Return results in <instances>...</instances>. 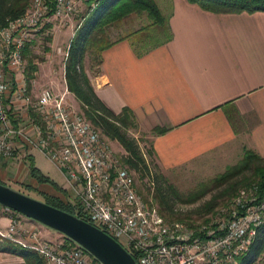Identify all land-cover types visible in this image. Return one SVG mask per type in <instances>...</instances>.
Here are the masks:
<instances>
[{
    "label": "crops",
    "instance_id": "0c3cea01",
    "mask_svg": "<svg viewBox=\"0 0 264 264\" xmlns=\"http://www.w3.org/2000/svg\"><path fill=\"white\" fill-rule=\"evenodd\" d=\"M168 2L163 9L157 6L167 20L169 41L140 56L127 39L105 49L92 79L96 95L115 114L131 110L142 132L167 130L151 136L155 161L165 176L177 170H223L237 164L245 151L264 158V12L216 14L186 0ZM56 21L51 18L53 31ZM37 35L29 43L36 44ZM25 69L14 78L6 74L15 83L24 79L32 105L12 103L13 89L4 101L14 124L33 135V124L40 123L33 104L44 89L57 93V82L51 68L41 65L28 82ZM64 84L57 94L79 105L65 78ZM15 144V156L0 161L1 184L58 198L61 191L68 193L57 166L25 140ZM31 164L55 185L32 177ZM0 264L25 263L0 253Z\"/></svg>",
    "mask_w": 264,
    "mask_h": 264
},
{
    "label": "built area",
    "instance_id": "2783aa9c",
    "mask_svg": "<svg viewBox=\"0 0 264 264\" xmlns=\"http://www.w3.org/2000/svg\"><path fill=\"white\" fill-rule=\"evenodd\" d=\"M87 1L94 7L99 0ZM76 10L75 0H31L23 16L0 29V161L15 156L16 139L39 150L63 174L74 216L117 241L137 264L234 263L248 252L257 228L264 225V198L258 199L255 188L239 191L209 224L190 228L166 221L144 201L108 141L67 105L64 95L51 89L41 92L33 104L40 119L33 124V135L14 124L6 94L13 89L12 103L23 107L32 102L24 79L15 83L6 72L13 78L23 74V50L33 36L44 32L51 18L65 20ZM1 219L8 224L0 228V239L37 253L44 264H100L64 237L59 242L43 239L37 223L0 205Z\"/></svg>",
    "mask_w": 264,
    "mask_h": 264
},
{
    "label": "trees",
    "instance_id": "16d2710c",
    "mask_svg": "<svg viewBox=\"0 0 264 264\" xmlns=\"http://www.w3.org/2000/svg\"><path fill=\"white\" fill-rule=\"evenodd\" d=\"M30 1L0 0V29L7 27L10 22L23 16L30 6ZM186 1L216 14L264 12V0ZM89 5V14L76 29L66 52L64 78L67 90L74 95L83 117L104 138L117 142L123 149L124 155L120 157L122 165L130 173L134 172L138 175L140 180L145 181L147 194L156 202L160 215L169 222H183L174 208L175 204H194L201 200L212 188L223 187V190L196 209L194 213L198 216L211 213L220 199H230L231 197L234 199L240 191H237L240 187L255 188L258 199H263L264 158L251 151H245L235 166L228 168L223 174L214 178L208 183L209 186H200L199 189L186 195H179L166 183L165 177L155 161L152 141L149 143L148 150H145V148L140 147L138 140L130 136L129 131L137 129V122L133 113L128 108H123L120 113L115 114L106 107L96 95L93 85L85 72L84 60L87 54L95 55L99 67L101 64V53L122 39L130 41L136 55L146 54L153 48L169 41L171 34L167 20L162 15L155 0H99L96 6ZM51 14L52 12L48 16ZM133 16L147 23L135 31L118 37L114 41L107 37L108 29L119 26ZM160 35H162V38H160ZM45 40L50 42L51 37H47ZM34 47L35 43H28L23 50V59L26 61L28 59V82L32 73L36 70L32 53ZM166 131L165 129L156 128L152 130L150 135L153 137ZM248 171H252L250 176L245 175ZM30 174L37 181L55 185L32 164L30 165ZM252 182L253 184H251ZM236 191L237 193L235 194ZM61 193L62 195L64 194L63 191ZM61 196L58 198L43 194V202L68 214L76 215L75 207L69 201L63 200ZM210 221L211 219H207L202 221L201 224L207 225ZM183 223L190 228L197 226L193 221H185ZM263 251L264 225L257 228L256 236L248 252L238 257L232 264H253L255 257L259 256ZM0 253L19 257L25 264H44V261L37 253L23 249L8 240H0Z\"/></svg>",
    "mask_w": 264,
    "mask_h": 264
},
{
    "label": "rangeland",
    "instance_id": "374dc122",
    "mask_svg": "<svg viewBox=\"0 0 264 264\" xmlns=\"http://www.w3.org/2000/svg\"><path fill=\"white\" fill-rule=\"evenodd\" d=\"M75 1L77 8L76 12L65 20H57L55 22L56 25L55 31L52 30L51 27L52 23H49L47 25V29L44 32L38 33L37 36H39V38L37 41H35L36 44L35 47L33 48L34 50L33 62L35 64L36 69L38 65L51 68V70L53 71V77L57 82V89H56L57 93L64 91V87H65L64 76H63L64 62L66 59V52L68 50L69 44L76 32V26L85 16V12L90 11V7L88 8L89 4H86L88 3L87 0H75ZM155 2L156 4L160 5L162 9L164 7L163 4H170L168 0H155ZM146 23L147 22L145 21L143 22L140 18L133 16L130 20L125 21L119 26H115L113 28L108 29L107 37L111 41H114L122 35H126L129 32L139 29L143 24ZM47 37H51L50 42H47L45 40ZM160 38H162V35H160ZM95 58H96L95 55L92 56V54H87L84 60V69L91 83L93 77L98 72L97 59ZM27 62L28 59L27 61L25 60L24 63L26 64L25 74L28 72ZM65 101L71 109L82 114L79 109V105L74 104V102L70 97L69 99L65 97ZM129 134L130 136L138 140L140 147H142L143 149L145 148V150H148L149 143L152 141L151 135L149 133L142 132L137 127L135 131L130 130ZM105 139L110 144L114 154H116L119 158L124 155L123 149L118 145L117 142L109 141L107 138ZM44 164L47 165L51 170H53V172L56 171L57 174H60L59 170L53 164L49 163L48 160L44 161ZM230 167L232 166H229L223 170H210V169L177 170L171 172L166 176L164 175V177L166 183L179 195H186L191 191L199 189L200 186H209L208 184L209 182H211L217 176L223 174ZM251 173L252 171H248L245 175L250 176ZM131 174L134 178L137 191L140 193L144 201L150 203L155 208H157L156 202H154L153 198L147 194L145 188V181L140 180L138 178V175H136L134 172H131ZM53 177H55V175ZM55 178L58 179L57 177ZM251 184H253V182ZM6 186L22 194H25L31 198L43 202L44 193L40 190H32L27 188L26 186L19 184H12V185L6 184ZM244 188L246 187H240L237 189V191L244 190ZM212 189L201 200L197 201L194 204H182V203L175 204L174 208L176 209L177 214H179V217H181L183 222L193 221L194 224H200L204 220L212 219V217H215L221 214L222 212H224L226 208L229 206V204L232 202V200H234L233 197H231L230 199L227 198L220 199L217 201V205L215 206V208L211 213L205 214L203 216H198L197 214L194 213L196 209L199 208L201 205H203L205 202L209 201L212 197L220 194L221 190H223V187L216 188L213 190ZM248 189L250 188H246L245 190ZM237 191L235 192V194L237 193ZM61 198L65 201H69L68 193L64 192ZM7 224H8L7 220L5 219L0 220L1 229H5ZM26 226L28 228H31V225L28 223H26ZM37 228L40 231V234L42 235L43 239L53 242H59L61 240L62 235L58 234L57 232L50 230L40 224L37 225ZM253 264H264V251L259 256L255 257V259L253 260Z\"/></svg>",
    "mask_w": 264,
    "mask_h": 264
},
{
    "label": "water",
    "instance_id": "95a60500",
    "mask_svg": "<svg viewBox=\"0 0 264 264\" xmlns=\"http://www.w3.org/2000/svg\"><path fill=\"white\" fill-rule=\"evenodd\" d=\"M0 205L57 232L100 264H137L114 239L84 220L0 183Z\"/></svg>",
    "mask_w": 264,
    "mask_h": 264
}]
</instances>
